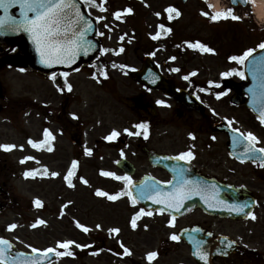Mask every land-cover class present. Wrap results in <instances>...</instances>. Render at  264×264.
I'll return each mask as SVG.
<instances>
[{"label": "rangeland", "instance_id": "374dc122", "mask_svg": "<svg viewBox=\"0 0 264 264\" xmlns=\"http://www.w3.org/2000/svg\"><path fill=\"white\" fill-rule=\"evenodd\" d=\"M98 1L100 4L101 0ZM215 2L219 4L218 11L231 8L228 0H187L186 3H181L180 0H103V7H107L110 12L120 11L121 19L117 20L105 10L92 12L90 9V12L95 18L104 17L100 20L98 32L103 33L100 36L104 48L114 51L111 54L108 53L111 57H104L105 62L111 61L117 67L125 65L131 68L139 66V60L147 49L145 44L150 42L156 34L160 23L165 24L169 19L165 9L169 6L175 7L180 15L175 16L172 23L173 37L176 39L174 42L178 44L189 40L206 41L209 42L213 52L195 53L192 49L183 52L181 50L180 55L176 56L175 60H171L173 53L169 51V45L172 38L169 37L166 41L151 44L150 47H154V55L152 54L154 63L159 67L166 63V70L175 67L182 72L200 71L202 76L207 78L212 76L218 80L222 77L221 73L239 68L237 62L226 61L229 55L233 53L238 55L264 41V20L257 17L249 3L244 7L234 8V14L239 15L240 20L229 18L212 21L210 16L214 14V11L210 8ZM126 8L133 9L130 15H124ZM202 11L208 12L209 17L201 15ZM156 13L160 15L157 16ZM121 36H124L123 40L120 39ZM121 47L124 48L123 52H119ZM111 76L113 83L101 89H97L96 84H93L84 74L75 76L77 80L75 91L77 92L78 88L81 94L79 109H86L87 112L96 116L92 117V120L96 122L89 117H87L88 122H80L79 127L83 129L82 148L76 150L75 146H71L68 134L66 135V122H39V115L30 108V102L38 101L39 94L43 93L41 87L46 90L48 84H42L26 75H20L15 80L8 79L9 84H6L9 95L12 98L22 96L28 100L26 104L22 103L18 108L15 107L11 114L0 116V144L17 145L15 149L1 154L0 158L2 162L0 166L3 167L0 176V237L12 241L16 248L30 252L32 247L38 249L56 247L57 241L62 242L68 239L91 247H95L96 243L102 239L106 242V246H109L114 242L109 229L114 227L119 228L123 235H126L128 231H135L136 251L132 254L135 264L142 262L146 252L155 247L154 244L151 247L141 245L149 234L148 221L141 218L136 222V227H132L130 222L140 208L133 206L129 198L108 201L104 196L96 195L97 189L109 194L117 191L112 177H105L99 173L103 167L113 169L109 161L105 159V157L109 158L113 163L115 161L113 153L111 150L101 148L97 141L104 140V137L113 129L125 134L124 129L127 128L126 122H111L110 112L114 104L106 92L117 91L121 95L127 88L126 79H118L119 75H113V73ZM50 92L53 90L51 89ZM87 94L94 99H100V101L97 100L95 109L91 111H88L90 99L88 100ZM55 97L54 104H57L59 97L57 95ZM228 97L229 95L222 99L215 98L212 108L215 110L216 120L250 122V125H252L251 122H257L245 106L232 105ZM74 111L78 112L71 108V112ZM83 113L85 114V111ZM45 128L49 129L54 136L51 152L36 151L28 144L29 138L35 141L40 140ZM20 145H23V149L19 147ZM85 148L93 149L91 157L83 155L80 151H85ZM25 156H32L35 159L21 163V159ZM74 159H77L78 165L76 169H73V175L70 177L72 186H69L65 176ZM26 170L35 171L32 176L25 177ZM52 172L58 175L53 177ZM115 173L119 174L117 170ZM81 177L88 183H83ZM37 198L41 201L40 207L34 205V200ZM64 205L67 206L62 209ZM38 218L45 220L46 223L31 227ZM76 221L87 226L89 232L85 233L78 228ZM12 223H15L17 227L8 230L7 226ZM185 223L182 220L178 224ZM97 224L101 225L99 229L96 228ZM99 235L100 238L101 236L105 238L99 239ZM149 240L147 238V241ZM137 248L141 251H137ZM69 250L77 255L57 257L52 264H100L97 258L99 253H93L82 259L81 248L72 245ZM156 262L190 264L191 259L188 249L178 244L172 253L162 255Z\"/></svg>", "mask_w": 264, "mask_h": 264}, {"label": "flooded vegetation", "instance_id": "af4514ba", "mask_svg": "<svg viewBox=\"0 0 264 264\" xmlns=\"http://www.w3.org/2000/svg\"><path fill=\"white\" fill-rule=\"evenodd\" d=\"M91 10L97 12L96 8ZM100 23L99 20L98 24ZM109 52L110 50L101 52L102 55L92 67L67 73L66 80L72 88L70 91L66 88V93H61L55 90V81H59L62 78L61 75H56L53 80L51 75L45 76L24 68L25 59L19 49L0 43V116L11 114L15 107L18 108L22 103H27L28 100L22 96L12 98L6 84H9V78L15 80L20 75H26L42 84H48L46 90L41 87L43 93L39 94V100L30 102V108L39 115V122H66V135L68 134L71 146H75V150L82 148L83 129L79 127L80 122H88L87 117L92 120V117L96 116L87 112L86 109H79L81 94L78 88L77 92L75 91L77 85L75 76L84 74L93 84H96L97 89H101L113 83L112 73L119 75L118 79H126L127 88L121 95L117 91L106 92L114 104L110 112L111 122H126L127 129L133 132L137 131L134 128L136 123L146 122L148 136L145 138L143 134L130 136L125 133L114 141L98 140L97 144L101 148L111 150L115 159L111 163L110 159L105 157L113 169L103 167L101 170L114 173L117 170L119 172L117 175L123 176L125 172L122 166H125L135 185L140 184L141 181H148L161 190H166L175 187L176 181L180 178L178 169L184 168V176L188 179L203 181L209 189L214 187L220 201H227L229 204L247 202L249 207L245 209V213L251 211L256 216L253 220L244 213L231 212L223 203L216 204L218 208L216 205L209 206L200 196L194 195L192 207L186 209L184 215L175 216L173 225L170 226L168 221L173 215L147 206L143 208L145 213L151 211L152 215L139 216L136 222L141 218L148 221L149 234L141 245L151 247L154 244L155 247L150 251H157L158 257L151 264H161L156 261L162 255L172 253L178 244L182 245L181 241H172L169 237L172 233L178 235L184 228L192 229L193 251L196 250L197 240L207 251L206 264H264V167L260 166L264 162L259 160L253 162L249 158H244L242 162L243 145L234 146L233 135L227 133V128H239L245 133L251 131L259 139L257 147H264V125L256 120L257 122H251L252 125L249 124L250 122H233L229 126L228 122L216 120L212 108L217 92L225 93L220 97L221 99L229 95L228 98L231 101L234 86L241 87V105L244 106L246 101L244 89L249 84V80L243 72V64L238 65L239 68L236 69L237 72L243 73V77L234 73L215 80L212 76L210 78L202 76L200 71L166 70V63H163L160 68L166 81L150 82V85L161 86L150 88L133 79L132 70H125L120 66L113 67L110 64L107 66L103 59L105 56H110ZM140 66L139 60V66L131 68L137 70ZM101 67L107 73L106 78L100 75ZM193 72L195 75H191ZM94 73L95 78H93ZM185 76L188 79H184ZM209 81L213 83L209 84ZM201 88L206 91H200ZM51 89L53 92H50ZM56 95L59 101L54 104ZM87 98L90 99L88 111H91L95 109L97 100L100 101V99H94L90 94H87ZM158 99L166 101V106L157 105ZM71 108L78 111L73 112L78 118H73ZM65 115L66 119H64ZM92 121L96 122V120ZM189 133L195 135V140L189 137ZM213 137L216 139H212ZM92 150L91 154L80 151L83 155L91 157ZM121 150L124 153L123 156H121ZM189 150L194 153V158L190 162L174 159L180 152ZM101 170H99L100 174ZM112 179L117 188L114 193L122 194V197L115 201L129 198L124 193L127 191L125 182ZM167 181H173V183L169 185ZM133 206L140 208L138 204ZM182 220L186 223L178 224ZM94 235L97 236V234ZM111 237L114 242L106 246V242L101 239L105 237L100 238L99 235L98 238L101 241L99 240L100 242L98 241L93 248L87 247L82 250L81 258L99 253L97 258L100 264H135L132 257L136 251L135 231H128L126 235H123L122 231L112 233ZM225 237L235 242L232 248H226ZM147 238L150 240L147 241ZM121 243L130 249L131 255L122 254ZM137 251L141 250L137 248ZM137 263L149 264L146 254L142 262ZM190 264L203 263L197 256H193Z\"/></svg>", "mask_w": 264, "mask_h": 264}, {"label": "snow or ice", "instance_id": "6c2138e0", "mask_svg": "<svg viewBox=\"0 0 264 264\" xmlns=\"http://www.w3.org/2000/svg\"><path fill=\"white\" fill-rule=\"evenodd\" d=\"M86 2L92 6L100 7L101 11H104L103 7V0L101 3L97 5L96 0H86ZM234 6L236 5H247L249 3H254V0H232ZM18 6L20 10V19L17 20L16 17L12 16L10 13V9ZM211 7V5H209ZM125 12L131 13L133 9L126 8L124 9ZM165 11L169 14V19H172V13H175L176 16H179V11L173 7L169 6L165 9ZM0 12H3V15H0V27L4 26L5 24H11L14 31H24L27 32L29 38L35 45V51L39 55L40 62L45 64L46 66L52 65H63V64H72L75 62L76 58L83 53L87 55L90 51L93 50V42L86 39L87 32L91 30L92 24L90 21L86 20L85 17L81 14L79 8L77 7L76 0H0ZM117 20L121 19V12L117 11L113 13ZM157 16L160 13H156ZM201 15L205 17H209V13L202 11ZM232 19V20H240L241 17L239 15L234 14V8H228L226 11H217L210 16L212 21H217L219 19ZM97 20H103V16H99L96 18ZM105 27L107 28L108 25L106 24ZM160 29H165L164 24H160L158 26ZM166 31H171V29H165ZM99 35H103V33H99ZM161 33L159 31L153 36V39L159 38ZM121 40L124 39V36L120 37ZM189 47L198 48L203 52H213V49L206 46L201 42L190 43ZM259 48L264 49V42H261L258 45ZM109 49L103 48L101 52H108ZM124 48L121 47L119 52H123ZM254 49L249 48L245 50L241 55H232L229 57L230 61H235L239 64H244V62L252 55ZM154 55V53H153ZM171 60H175L176 57H170ZM264 59V58H262ZM113 67H117L116 64L112 65ZM121 67H126L121 65ZM171 71H179L178 68H173ZM237 74L243 77L242 72H237L236 69H230L228 72L221 73L222 76H229L232 74ZM56 73H52L51 78L55 80ZM60 75L67 76V73H61ZM100 75L107 77L106 71L103 70L101 67ZM191 75H195V72L191 73ZM96 74H93V78H95ZM184 79H188L187 76ZM156 80L153 78L151 83H155ZM212 81H209V84H212ZM66 88L70 91L72 85L65 81ZM63 91V89H60ZM200 91H206V89L201 88ZM224 92H217L216 97L219 99L223 96ZM262 99H264V95H262ZM157 105H164L166 106V101L164 100H157ZM215 114V110H213ZM73 118H78L75 114H71ZM227 119V118H225ZM261 124L264 125V105H262L261 113L258 117ZM233 122L228 120L229 126H231ZM134 128L137 130L135 132L124 129V132L130 136H139L141 134L144 135L145 138L148 136V125L146 122L136 123ZM231 131L234 133L232 137L233 145L237 146L242 144L243 145V153L241 155V161L243 162L244 158H249L253 162L262 161L264 162V147H257L259 143L258 137L252 133L251 131L242 132L239 128H231ZM121 133L113 129L107 136L104 137L106 141H114L116 140ZM44 139L40 141H35L31 138L28 140V144L31 145L33 148H40L42 145L49 143L51 140L54 139L53 133L45 128L43 131ZM189 137L195 140V135L193 133H189ZM212 139H216L213 137ZM17 145L5 143L0 144V150L4 151H11L15 149ZM23 149V145L19 146ZM51 150V148L49 149ZM86 154H91V149L85 148ZM124 153L121 150V156ZM194 158V153L192 151H184L180 152L174 159L180 161L190 162ZM35 159L32 156H25L21 159V163H24L28 160ZM78 162L76 160L72 161L71 167L65 176V180L68 182L69 186H72L70 177L73 175V169H76ZM261 167H264V163L260 164ZM35 170H26L24 172L25 177H29L33 175ZM185 169L179 168L178 174L179 179L176 181L175 187L171 189V191L164 192L160 188H158L154 183H150L148 181L142 182L138 187L134 184L132 177L130 175H117L111 171H104L101 170V175L105 177H112L118 181L125 182V189L126 194L129 196V199L133 205L137 203V199L140 200H151L154 204L163 205L158 209L160 212H164L165 208L168 210L175 209L179 211V208L183 206L184 201L189 199L193 195L200 196L205 203L209 204V206H215L218 203H223L224 206L231 212H235L237 214L244 213L251 219L255 220L256 216L251 211L245 213V209L249 207L247 202L244 203H231L229 204L227 201H220L219 194L215 190V188L209 189L208 185L205 184L203 181L200 180H192L188 179L184 176ZM58 173L52 172L51 176L55 177ZM83 183L87 184L88 181L81 177L80 178ZM167 184L171 185L173 181H167ZM133 190L136 192V196H133ZM97 196H106L109 200L115 201L121 195V193L117 194H109L103 190L97 189L96 190ZM71 203V202H68ZM34 205L36 207L41 206V201L37 198L34 200ZM67 205L62 206L66 207ZM63 214V212H62ZM152 215V212L149 211L145 213L143 208L140 209L131 220L132 227H136V218L142 215ZM175 220V216L172 217L168 221V224L171 226L173 225V221ZM46 223L45 220L38 218L31 227H36L37 225H44ZM76 226L82 229L85 233L89 232V228L84 224L76 221ZM17 227L15 223L9 224L7 226L8 230H13ZM101 225L97 224L96 228L99 229ZM194 231H199V229H194ZM110 233H119V228H111L109 229ZM172 241H179L180 237L172 233L169 237ZM226 248H232L235 245L234 241L229 240L227 237L224 238ZM75 245L77 248H85L89 247V245H82L77 243L74 240L68 239L64 241H57L56 247H49L45 249H38L32 247V252L36 254L35 257H31L26 261L20 262V264H38L40 260H47L52 254L57 257L62 256H73L74 253L70 251V247ZM11 243L3 238L0 237V264H10L9 261L5 258V253L11 249ZM120 247L123 249L124 255H131L130 249L120 244ZM64 249L65 251H58L57 249ZM195 251L193 253L194 256H197L200 260L206 261L208 257L207 251L204 250L202 243L200 241L195 242ZM111 251V250H110ZM117 255H121L117 253ZM158 257L157 251H150L146 253V259L149 261V264L153 260ZM11 264H17L16 261H12Z\"/></svg>", "mask_w": 264, "mask_h": 264}, {"label": "water", "instance_id": "95a60500", "mask_svg": "<svg viewBox=\"0 0 264 264\" xmlns=\"http://www.w3.org/2000/svg\"><path fill=\"white\" fill-rule=\"evenodd\" d=\"M182 1L185 2L186 0H182ZM76 2H77V7L79 8L81 14L85 17L86 20L90 21L92 24L91 30L87 32L86 39L92 41L94 47H93V50L90 51L87 55H84L83 53H81L76 58L74 63L63 64V65H52V66H46L45 64H42L40 62L39 55L35 51V45L29 38L28 33L24 31H14L11 24H5L4 26L0 27V41L2 43L18 45L23 51L24 55H26L27 57V66L30 69H33V70H36L42 73H51V72H56V71L69 72V71H73L77 69L81 65H86L90 63L96 57L99 51V42L94 37L95 31H96V24L94 20L86 14L82 3L79 0H76ZM231 4L233 5L232 0H231ZM9 11L12 16L16 17L17 20L20 19V10L18 6L11 8ZM0 15H3V12H0ZM263 57H264V49L259 50L255 52L253 55H251L249 61H259ZM142 71L152 72L151 75H147V76H142L140 73L133 74L134 78L137 81H141L144 84L149 83L153 78H155V80L156 79L158 80L159 78H161L160 74L158 73V69L154 67V65L152 64V62L150 61L148 57H145L142 59ZM155 87H159V86H155ZM250 96L252 97V99L248 102V107L252 110L254 114H256L259 117L261 110H262V105H264V100L262 104L260 105L259 102L257 101V98H258L257 93L253 92L251 93ZM233 101L234 103H238L237 100H233ZM167 191H171V189L167 188L164 192H167ZM136 195L137 194L135 192L134 196ZM192 200H193V196H191L189 199L184 201V204L182 207L179 208L180 211L178 213L179 214L182 213L181 211H183L186 207H189L192 203ZM137 201H139L141 205L143 206L145 204H149L150 206L155 207V208L164 207L163 205L154 204L151 200H147V199L145 200L137 199ZM165 211L174 213L173 209L168 210L167 208H165ZM185 241L191 247L189 240H185ZM35 256H36L35 253L31 255H19L17 259L15 260L13 259V261H16L17 264H19L20 262L26 261L29 258L35 257ZM5 258H7L6 255H5ZM52 259L53 257L51 255L47 260H40L38 264H46L50 262ZM9 262L11 264L12 261H9Z\"/></svg>", "mask_w": 264, "mask_h": 264}, {"label": "bare ground", "instance_id": "6f19581e", "mask_svg": "<svg viewBox=\"0 0 264 264\" xmlns=\"http://www.w3.org/2000/svg\"><path fill=\"white\" fill-rule=\"evenodd\" d=\"M250 4L257 17L264 20V0H254V3H250ZM218 9H219V4L215 2L213 4V11L217 12Z\"/></svg>", "mask_w": 264, "mask_h": 264}, {"label": "trees", "instance_id": "16d2710c", "mask_svg": "<svg viewBox=\"0 0 264 264\" xmlns=\"http://www.w3.org/2000/svg\"><path fill=\"white\" fill-rule=\"evenodd\" d=\"M185 45H182V49H184Z\"/></svg>", "mask_w": 264, "mask_h": 264}]
</instances>
